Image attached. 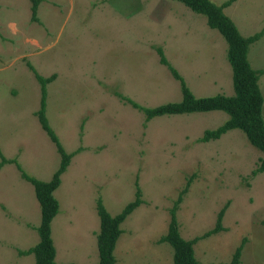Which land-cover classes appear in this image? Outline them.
<instances>
[{"label":"rangeland","instance_id":"374dc122","mask_svg":"<svg viewBox=\"0 0 264 264\" xmlns=\"http://www.w3.org/2000/svg\"><path fill=\"white\" fill-rule=\"evenodd\" d=\"M222 10L242 35L264 27V0H233ZM35 16L29 0H0V153L14 159L0 162V264L33 263L32 252H18L37 241L39 221L21 171L45 180L59 161L35 113L33 70L54 74L45 84V116L63 148L74 151L52 191L55 262L94 264L96 199L114 214L133 198L136 182L141 202L119 223L114 264H172L171 246L156 239L189 178L175 210L183 238L211 227L226 204L222 228L192 244L197 264L227 261L242 238L238 264H264V169L251 173L264 152L239 128L199 140L227 117L223 110L145 120L120 96L144 106L180 98L155 46L194 95L232 93L226 42L205 16L178 0H39ZM246 55L261 69L264 120V29Z\"/></svg>","mask_w":264,"mask_h":264},{"label":"trees","instance_id":"16d2710c","mask_svg":"<svg viewBox=\"0 0 264 264\" xmlns=\"http://www.w3.org/2000/svg\"><path fill=\"white\" fill-rule=\"evenodd\" d=\"M190 8L192 11L202 13L205 22L209 27L215 28L226 42V59L231 71L232 93H212L205 95H194L183 77L168 62L160 46H155L158 60L165 64L171 75L178 80L180 98L173 101H165L151 106L140 105L132 99L120 95L122 99L132 106L140 109L144 114V119L155 115L181 113L190 111H204L220 109L226 112L227 117L213 128H205L199 140L217 138L221 133L229 128H239L243 131L247 140L264 152V120L261 113L262 95L257 83V78L261 69L254 68L247 59L248 44L256 40L263 32L264 27L242 35L231 18L226 15L222 8L233 0H223L215 3L211 0H178ZM39 0H29L30 19L36 20V7ZM33 70V69H32ZM34 72L35 78L39 82L40 97L39 106L35 110L38 122L50 139L55 143L56 151L59 153L57 167L52 171L48 179L42 180L21 171V176L28 180L33 187L34 197L39 205V221L36 225L38 235L37 241L26 247L18 249L20 254L32 252V264H75L69 262H55V249L50 236V221L57 212V200L52 191L58 185L60 173L65 169L70 156L74 151H66L59 142L56 134L49 125L44 112L45 106V84L53 78V73L43 76ZM77 150V149H75ZM14 161L5 158L0 153V162ZM264 169V156L260 157L259 164L251 170L252 174ZM189 178L184 186L179 190L177 196L169 207V220L165 233L157 237V241H166L172 248V264H197L193 254L192 244L201 237L214 233L222 228L221 217L226 204L222 205L216 212L214 223L208 229L190 238H183L178 230L175 218V210L182 194L186 191ZM141 202L140 190L135 182L133 198L123 204L119 211L111 214L107 211L100 197L96 199L95 209L98 215V229L95 234L97 261L94 264H114L113 247L118 234L121 231L119 223L124 217ZM244 238L234 247L229 259L218 264H238L240 250Z\"/></svg>","mask_w":264,"mask_h":264},{"label":"crops","instance_id":"0c3cea01","mask_svg":"<svg viewBox=\"0 0 264 264\" xmlns=\"http://www.w3.org/2000/svg\"><path fill=\"white\" fill-rule=\"evenodd\" d=\"M225 94V93H224ZM115 244V243H114ZM113 251V250H112Z\"/></svg>","mask_w":264,"mask_h":264}]
</instances>
